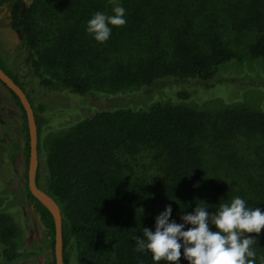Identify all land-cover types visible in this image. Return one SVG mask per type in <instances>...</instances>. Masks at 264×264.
<instances>
[{"label":"trees","instance_id":"16d2710c","mask_svg":"<svg viewBox=\"0 0 264 264\" xmlns=\"http://www.w3.org/2000/svg\"><path fill=\"white\" fill-rule=\"evenodd\" d=\"M226 2L119 0L125 9V24L112 27L104 43L94 41L85 32V24L94 12L111 15V0H31L27 3L0 0V22L5 21L10 30L20 33L23 47L29 52L27 62L41 86L47 89H64L78 96L98 89L92 85L89 70L99 68L101 74L100 61L106 63L111 59L114 62V58L105 56V50L113 56V49L116 59L136 67L143 74L141 77L133 74L128 79L118 70L113 76L117 86L138 88L151 85L156 79H171L174 83L195 81L208 86L223 64L238 58L241 36L243 40L250 36L244 44L249 56L264 59V18L263 22L256 18L260 8L264 10V0H246L247 11L255 17L251 14L246 19H250L249 23L239 22L237 7ZM215 8L223 11L227 18H221L223 12ZM53 51L67 64L78 60L77 55H83L84 67L88 70L85 76L71 72L47 76L42 68ZM0 68L23 89L1 60ZM0 85L20 112L18 131L23 142V186L44 232L46 264H54L52 218L27 189L28 145L23 110L17 97L1 82ZM173 96L178 101H186L190 93L180 89ZM208 115L159 100L143 109H100L92 114L88 111L86 117L66 129L53 131L58 126H50L34 111L38 158L43 144L46 145L44 188L39 183L40 161L36 185L59 205L63 264H67L64 232L76 246L79 264H93L91 253L98 250L111 251L113 261L108 264H154L147 253L135 251L134 237L143 236V227L153 228L155 216L165 205L172 207L170 219L180 222L178 207L183 208L179 204H186L184 211L191 212L195 201H203L211 205L209 211H212L219 202L232 198L231 186L225 184V180L216 179L208 186L206 149L200 147L198 141L207 132L220 141H230L243 133L264 137V113L238 106L218 113L212 120ZM51 132H54L53 137L46 138ZM119 141L159 149L161 182L152 192L143 181L126 177L116 167L114 150ZM240 196L248 198L245 200L247 206L264 211V186L255 188L252 199L244 192H240ZM146 199L151 201L149 207H146ZM10 222L0 216V237L6 243L15 232ZM256 240L251 245L256 253L254 264H264V228ZM31 254L11 244L5 245L0 251L1 264H12ZM180 264H187L182 256Z\"/></svg>","mask_w":264,"mask_h":264},{"label":"rangeland","instance_id":"374dc122","mask_svg":"<svg viewBox=\"0 0 264 264\" xmlns=\"http://www.w3.org/2000/svg\"><path fill=\"white\" fill-rule=\"evenodd\" d=\"M29 1L31 0H24V3ZM226 1L237 7L239 22L249 23L250 19H246L251 14L255 18L254 13L247 11L249 5L246 0ZM234 6L230 9L233 10ZM215 9L219 12L217 8ZM223 17L227 18L224 12L221 18ZM256 18H260L259 20L263 22V9L260 8ZM41 25L44 26L43 23ZM249 38L248 35L243 40L241 36L242 43L238 49V58L223 64L217 72L216 79L208 86L195 81L174 83L171 79H156L151 85L138 88L117 86L113 82V76L118 70L125 73L128 79H131L133 74L137 77L143 74L136 67L127 66L120 59H116L113 49V56L109 55L110 51L105 50L107 53L105 56L114 58V62L111 59L106 63L100 61L101 74L99 68L96 71L89 70L92 85L98 89L94 88L84 96L71 94L64 89H47L41 86L31 65L27 62L29 52L23 47L22 36L19 32L10 30L5 21L0 22V60L5 68L17 77L38 116L50 126H58L53 131L66 129V126L86 117L88 111L92 114L100 109H143L159 100L192 109L197 113H208L209 119L212 120L218 113L238 106L264 113V59H253L249 56L244 45ZM101 53H104L103 49ZM77 57L78 60L75 59L67 64L58 52L53 51L48 57V62L43 65L42 72L52 77L71 73L84 77L88 70L84 67L83 55ZM180 89L190 93L188 100L178 101L174 98L173 93ZM19 122L20 112L0 85V216L11 221L15 230L7 243L0 237V251L3 246L11 244L15 249L33 253L12 264H46L48 254L44 243V232L22 182L24 157L23 142L18 131ZM53 135L54 132H51L46 138H51ZM198 144L206 149V162L209 168L208 186L216 179L225 180V184L231 186L229 193L231 194L232 190V197L240 196V192H244L249 199L254 198L255 188L264 186L263 136L243 133L230 141H220L207 132L199 139ZM45 153L44 143L39 156L38 169L39 183L43 188ZM114 154L116 167L121 173L131 179L143 181L150 192L161 182L162 161L157 147L119 141ZM150 202L146 201V207L150 206ZM1 228L0 225V230ZM63 235L67 241L64 245L67 264H79L76 246L65 232ZM90 259L93 264H108L113 261V254L109 250H98L91 253ZM1 262L0 257V264Z\"/></svg>","mask_w":264,"mask_h":264},{"label":"clouds","instance_id":"9594fccd","mask_svg":"<svg viewBox=\"0 0 264 264\" xmlns=\"http://www.w3.org/2000/svg\"><path fill=\"white\" fill-rule=\"evenodd\" d=\"M111 2V15L94 12L85 24V32L98 43L108 40L112 27L125 24V9L119 0ZM179 205L180 222L170 219L172 207L165 205L153 228L143 227V236L134 237L135 251L147 253L154 264H180L181 256L187 264H254L251 245L264 228V211L259 207L247 206L239 195L219 202L212 211L211 205L198 200L191 212L184 211L186 204Z\"/></svg>","mask_w":264,"mask_h":264},{"label":"water","instance_id":"95a60500","mask_svg":"<svg viewBox=\"0 0 264 264\" xmlns=\"http://www.w3.org/2000/svg\"><path fill=\"white\" fill-rule=\"evenodd\" d=\"M0 82L9 89L18 99L25 118L27 132V166L26 184L28 192L48 211L53 223L52 255L54 264H63V237L62 217L58 203L43 189L36 185V173L38 169L37 153V125L32 105L25 91L0 68Z\"/></svg>","mask_w":264,"mask_h":264},{"label":"flooded vegetation","instance_id":"af4514ba","mask_svg":"<svg viewBox=\"0 0 264 264\" xmlns=\"http://www.w3.org/2000/svg\"><path fill=\"white\" fill-rule=\"evenodd\" d=\"M22 182H24V180L22 179Z\"/></svg>","mask_w":264,"mask_h":264}]
</instances>
